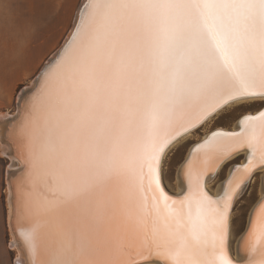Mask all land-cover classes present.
<instances>
[{
	"label": "snow or ice",
	"instance_id": "obj_1",
	"mask_svg": "<svg viewBox=\"0 0 264 264\" xmlns=\"http://www.w3.org/2000/svg\"><path fill=\"white\" fill-rule=\"evenodd\" d=\"M17 91L27 264H264V0H84ZM193 135L171 194L173 145Z\"/></svg>",
	"mask_w": 264,
	"mask_h": 264
},
{
	"label": "rangeland",
	"instance_id": "obj_2",
	"mask_svg": "<svg viewBox=\"0 0 264 264\" xmlns=\"http://www.w3.org/2000/svg\"><path fill=\"white\" fill-rule=\"evenodd\" d=\"M81 1L82 0H74L73 10L71 14L65 19L66 25L65 27H63V30L62 27H60L61 17L59 15H58L59 17H57V29L55 31L53 29L54 28L53 24L48 21L42 22L41 27H25L26 36L23 43L26 49V58L24 65L25 74L24 76H22V79L19 81L9 80L7 83H3L4 105L0 107V114H8V118H9L10 116L14 115L17 112L16 109L18 104L17 97L20 95L17 89L24 87H25L24 89H27L28 86L32 84L33 78L37 75V72L42 67L47 57L54 50L53 47L56 46L57 44H60V42L62 41L61 39H63L64 36L69 33L70 31L69 28L73 19V15L75 13L78 3ZM39 36L41 37V42H40L41 44L39 43L40 46H37L38 43L36 39ZM50 48L51 51L48 50ZM229 123H230L229 120L221 118L216 122L215 126H227L229 125ZM199 138L200 137L197 135L188 136L185 137L184 140L180 141L178 145H173V148L178 147L179 151L173 154V160H172L173 167L171 173L167 174L165 178V186L167 191L176 193L180 189L179 186H177V182H176L177 181L175 174L176 161L179 160L182 156H186L188 153V146H190L193 142H195ZM15 165L16 162L14 160H11L8 155L3 154L0 151V236H2V240L6 244H8L9 247H10L11 237H10V229L8 223L9 214L7 208L8 190L6 185V174L7 171L11 169L12 166L15 167ZM167 171L168 169L166 166V172ZM226 171L227 170H225V174ZM208 187L211 192H214L217 189V181L215 179L210 180ZM251 191L252 189L249 188L248 192L251 193ZM256 195L257 196L259 195L258 188L256 189ZM249 206L250 205L248 203V200L246 199L244 202H242V204L237 205L236 211L234 213V225L231 236V251L233 255H235V246L237 240L239 239L240 235L245 230V227L247 225ZM11 250H12V261L14 262L17 256V252L15 248H11Z\"/></svg>",
	"mask_w": 264,
	"mask_h": 264
},
{
	"label": "crops",
	"instance_id": "obj_3",
	"mask_svg": "<svg viewBox=\"0 0 264 264\" xmlns=\"http://www.w3.org/2000/svg\"><path fill=\"white\" fill-rule=\"evenodd\" d=\"M73 3L74 0H0V107L4 105L3 83H7L9 80L19 81L25 74L26 49L23 44L26 36L25 27H41L42 22L48 21L53 24L55 31L57 29V17L60 16V27L63 30L66 25L65 19L73 10ZM77 7L74 15L72 13L73 19L70 28L76 15ZM64 38L61 40L63 41ZM36 40L37 46H40L41 37H37ZM62 41L53 47L52 53L59 48ZM48 50L51 51V48ZM14 263L15 261H12L11 248L0 236V264Z\"/></svg>",
	"mask_w": 264,
	"mask_h": 264
},
{
	"label": "bare ground",
	"instance_id": "obj_4",
	"mask_svg": "<svg viewBox=\"0 0 264 264\" xmlns=\"http://www.w3.org/2000/svg\"><path fill=\"white\" fill-rule=\"evenodd\" d=\"M82 2H84V0H82L80 2V4ZM76 15H77V11H76ZM73 24H74V20H73ZM73 24H72V27H71L69 33L67 34L66 38H64L65 40L63 41V43L60 45L59 48L57 47L58 49L49 57V59H47L46 62H48L50 60V58H53L54 54L59 49L62 48V46L65 44V42L67 40H69L71 38V35H72V32H73ZM45 63L43 65H45ZM38 73H39V71H38ZM17 103H19V101H17ZM16 109H17V107H16ZM5 115H7V117H8V114H0V147H1L0 151L3 154L8 155L11 160H14L16 162L15 167H13L14 166L13 165L12 168L9 169L7 171V174H6V185H7V190H8L7 191L8 192L7 208H8V214H9L8 223H9L10 237H11V239H10V247L11 248H15V250L17 252V256H16V259H15V264H16L17 260H23L25 262V264H27V259H26L25 253L22 250L21 244L18 241L17 236H16V234L13 231V225H14V221L16 219V206H17V200H18L15 181H16V178L18 177V175L20 174L21 170L24 168V163H23L22 159L20 158V156L18 155L17 145L14 144L12 141H10L7 138L6 134H5V129H6V126H7V122L15 120L17 118L18 111L14 115L10 116L8 118V121H5V119H4ZM176 182H177V186H179L178 181H176ZM179 188H180V186H179ZM179 191H180V189L178 190V192ZM216 191H217V189L213 193H215ZM168 192L171 193V194H176L177 193V192L173 193V192H170V191H168ZM246 227H247V225H246ZM246 227H245V229H246ZM243 233H244V231L242 232V234L240 235L239 239L237 240V243H236V246H235V255L232 254L233 258H237V249H238L239 244L241 242V237L243 236Z\"/></svg>",
	"mask_w": 264,
	"mask_h": 264
},
{
	"label": "water",
	"instance_id": "obj_5",
	"mask_svg": "<svg viewBox=\"0 0 264 264\" xmlns=\"http://www.w3.org/2000/svg\"><path fill=\"white\" fill-rule=\"evenodd\" d=\"M10 122V121H9Z\"/></svg>",
	"mask_w": 264,
	"mask_h": 264
}]
</instances>
